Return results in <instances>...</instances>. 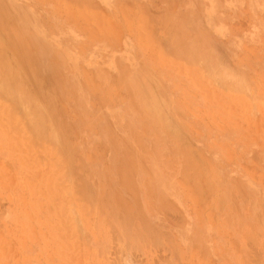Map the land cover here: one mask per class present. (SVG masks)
<instances>
[{"label": "rangeland", "instance_id": "rangeland-1", "mask_svg": "<svg viewBox=\"0 0 264 264\" xmlns=\"http://www.w3.org/2000/svg\"><path fill=\"white\" fill-rule=\"evenodd\" d=\"M0 264H264V0H0Z\"/></svg>", "mask_w": 264, "mask_h": 264}, {"label": "bare ground", "instance_id": "bare-ground-1", "mask_svg": "<svg viewBox=\"0 0 264 264\" xmlns=\"http://www.w3.org/2000/svg\"><path fill=\"white\" fill-rule=\"evenodd\" d=\"M179 52H180V51H179ZM195 53H196V52H195ZM179 54H181V53H179ZM188 54H189V53H188ZM192 55H194V54L192 53ZM187 56H188V55H187ZM188 57L191 58L190 56H188ZM193 57H195V55H194ZM193 57H192V58H193ZM4 67H5V66H4ZM5 74L7 75V73H5ZM5 74H4V75H5ZM6 75H5V76H6ZM6 79H7V77H6ZM3 83H4V82H3ZM8 86H9V85H8ZM35 119H36V117H35ZM40 119H41V118H40ZM37 121H38V120H37ZM39 121H40V120H39ZM38 125H39V123H38ZM40 129H41V127H40ZM38 132H39V135H40L39 128H38ZM169 132H171V131L169 130ZM43 134H44V133H43ZM41 135H42V131H41Z\"/></svg>", "mask_w": 264, "mask_h": 264}]
</instances>
